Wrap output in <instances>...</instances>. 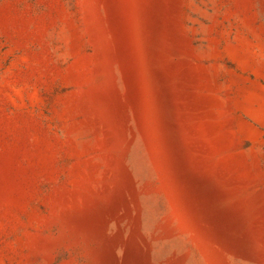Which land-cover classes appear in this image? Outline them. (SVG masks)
<instances>
[{"label":"rangeland","instance_id":"obj_1","mask_svg":"<svg viewBox=\"0 0 264 264\" xmlns=\"http://www.w3.org/2000/svg\"><path fill=\"white\" fill-rule=\"evenodd\" d=\"M0 264H264V0H0Z\"/></svg>","mask_w":264,"mask_h":264}]
</instances>
